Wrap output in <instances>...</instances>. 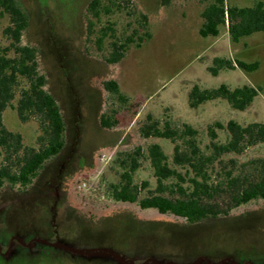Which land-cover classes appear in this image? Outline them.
I'll use <instances>...</instances> for the list:
<instances>
[{
    "label": "rangeland",
    "instance_id": "rangeland-1",
    "mask_svg": "<svg viewBox=\"0 0 264 264\" xmlns=\"http://www.w3.org/2000/svg\"><path fill=\"white\" fill-rule=\"evenodd\" d=\"M92 1L19 0L29 17L22 44L38 50L39 68L47 76L46 88L57 99L66 122V145L57 157L46 162L27 190L8 184L0 190V264H212L203 256L186 261L188 256H184L190 248L184 252L169 239L160 246L157 242V257L144 258L147 247L140 248L141 255L135 254L137 244H151L153 234L167 228L175 235L177 225L185 226V221L156 208L143 209L137 203L116 201L108 186L120 179L121 169L115 163L119 154L140 146L143 154L135 180L149 182L141 189V197L154 192L156 178L146 157L148 147L158 143L172 159L175 143L160 137L146 138L141 128L152 120H158L160 128L169 122L179 131L190 125L198 131L194 138L203 168L213 185H219L217 192L204 200L230 209V217L182 227L176 233L177 242L188 247L194 233L200 236L227 223V227L245 230L257 225L264 231V199L239 207H234L233 200L241 186L264 172V143L245 140L240 151L220 155L212 145L229 139L228 131L217 128L216 122L264 123V32L235 43L226 24L219 36H202V0H100L97 16L90 10ZM257 1L226 0V4L243 7ZM143 15L147 16L146 22ZM7 24V18L0 20L2 45L10 42L3 33ZM146 31L150 38L144 35ZM103 32L107 33L105 37ZM142 35L143 41L139 39ZM114 41L127 45L123 58L116 63L107 59ZM216 57L233 62L257 61L259 68L253 72L239 67L222 69L213 75L209 68ZM110 79L118 82L120 98L104 88L103 83ZM222 83L231 88L249 84L259 89V95L244 111L233 109L220 98L197 108L189 105L194 85L217 88ZM103 116L114 125L103 126ZM3 120L9 131L21 134L26 148H38L41 130L36 117L21 121L14 107L9 106ZM210 128L217 134L215 139ZM187 139L180 137L176 144L187 150ZM5 154L0 148V166ZM187 169L178 166L184 179L189 178ZM176 182L178 179L165 181L168 197L180 196ZM259 237L264 247V233ZM159 250L170 254L161 257ZM172 254H178V259L173 261ZM239 254L247 261L217 264H263L260 260L264 248L254 255L244 248Z\"/></svg>",
    "mask_w": 264,
    "mask_h": 264
},
{
    "label": "trees",
    "instance_id": "trees-1",
    "mask_svg": "<svg viewBox=\"0 0 264 264\" xmlns=\"http://www.w3.org/2000/svg\"><path fill=\"white\" fill-rule=\"evenodd\" d=\"M202 2L205 3V7L201 15L203 24L199 32L204 37L219 36L221 27L226 24L232 41L235 43L243 37L264 32V1L262 0L252 6L243 7L227 6L226 0H202ZM99 5L100 0H93L89 5L95 16L98 15ZM3 18L8 19L3 33L10 42L6 45L0 44V148L6 153L4 162L0 166V190L8 184L20 191H25L37 180L46 162L57 157L65 148L66 122L57 99L46 88L47 76L39 68L37 48L22 44L23 34L29 26V17L19 0H0V20ZM143 19L146 22L147 16L143 15ZM106 35V32L102 33L103 37ZM144 35L150 38V32L146 31ZM144 35L139 36L141 41L144 40ZM127 41L130 42L132 39L128 38ZM126 46L112 42L111 57L107 58L108 61L112 63L120 61L124 56ZM236 67L253 72L259 68V62L243 60L233 62L231 59L216 57L213 60V66L209 69L213 75H217L222 69H235ZM103 86L110 94L120 98V86L116 80H107ZM258 95L259 89L249 84L236 88H231L225 83L217 88H201L196 84L189 92V105L197 108L207 101L220 98L228 101L233 109L244 111ZM17 96L18 99L14 105L13 101ZM9 106L14 107L21 121L25 122L31 117L38 119L41 130L38 137V148H26L23 145L21 134L6 128L3 113ZM148 117L152 119L151 116ZM215 124L217 128H225L229 133L227 142L223 144L212 142L217 155L240 151L245 140L251 143H264V123L254 122L242 125L238 121L229 120L226 125L220 122ZM102 125L112 127L114 123L109 120L108 116H103ZM141 133L146 138L160 137L175 143L172 159L160 144L153 143L148 147L146 157L154 171L156 188L154 192L141 197V189L149 185L148 181L138 183L135 180V173L140 167L139 159L143 154L142 148L139 146L132 152L119 154L115 163L121 169L120 179L108 186L114 200L137 203L143 209L156 208L163 214L182 218L185 221V226L182 227L198 225L211 219H229L230 209H222L218 203L204 200L206 197L211 198L214 195L213 192H217L219 185H213L211 176L203 168L204 161L198 154L199 147L194 138L198 134L196 129L190 125H184L182 130H175L169 122L164 128H160L158 120H152L141 128ZM209 133L213 139L217 137L213 128L209 129ZM185 136L189 137L187 139L189 149L187 150L176 144L178 138ZM178 166L188 167V179H184ZM170 179H178L175 187L180 196L177 198H171L165 194L167 189L165 181ZM232 180L239 181L238 178H232ZM257 199H264V172L257 180L247 181L241 186L233 197L234 207L251 203ZM227 224L221 229H212L200 236H198L199 233H194L195 236L188 239L190 241L188 247L175 239L176 233L182 231V227L177 225L175 235L174 232L171 234L170 228H167L164 234H153L155 237L153 236L154 241L151 244L146 243V246L137 244L134 251H136L135 254L141 255L139 254L140 248L147 247L146 254L142 255L157 257L158 255L154 254L157 242L159 241L160 246L161 242L169 239V242L171 241L174 246L184 252L190 248V253H185L186 256H184H188L185 258L186 261H194L203 256L212 264H217L221 261L245 262L247 260L241 259L239 254L242 249L247 248L252 254H256L257 250L264 248L263 239L259 237L264 231L257 228V225L245 230L233 226L227 227ZM256 234L258 237H255ZM246 241H249V244H244L243 248L242 243ZM220 242H223L224 246ZM159 253L161 257L170 254L161 252V250ZM126 255L131 257L133 254L126 253ZM177 256L178 254H172V260L178 259ZM180 261L184 262L183 258H180ZM260 262L264 264V257ZM113 264L119 263L115 261Z\"/></svg>",
    "mask_w": 264,
    "mask_h": 264
},
{
    "label": "water",
    "instance_id": "water-1",
    "mask_svg": "<svg viewBox=\"0 0 264 264\" xmlns=\"http://www.w3.org/2000/svg\"><path fill=\"white\" fill-rule=\"evenodd\" d=\"M62 247L66 248V249H69V250H72L71 248H69V247H67V246H62Z\"/></svg>",
    "mask_w": 264,
    "mask_h": 264
}]
</instances>
